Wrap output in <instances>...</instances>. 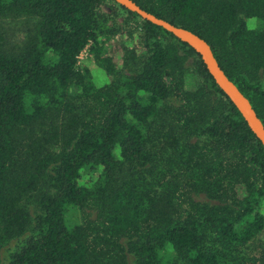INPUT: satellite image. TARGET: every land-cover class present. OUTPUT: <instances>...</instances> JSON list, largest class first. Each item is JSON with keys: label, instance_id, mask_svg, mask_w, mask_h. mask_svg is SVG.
<instances>
[{"label": "trees", "instance_id": "1", "mask_svg": "<svg viewBox=\"0 0 264 264\" xmlns=\"http://www.w3.org/2000/svg\"><path fill=\"white\" fill-rule=\"evenodd\" d=\"M133 1L204 39L264 126V0ZM0 19L26 22L0 33V264H264V145L188 44L114 0Z\"/></svg>", "mask_w": 264, "mask_h": 264}, {"label": "water", "instance_id": "2", "mask_svg": "<svg viewBox=\"0 0 264 264\" xmlns=\"http://www.w3.org/2000/svg\"><path fill=\"white\" fill-rule=\"evenodd\" d=\"M114 1L124 8L137 13L141 18L164 28L180 41L188 44V46H190L200 56L208 73L212 76L215 83L238 109L256 138L264 145V126L261 120L256 115L249 100L239 91L236 85L229 80L220 68L209 44L204 39L183 27L173 25L168 21L145 11L133 0Z\"/></svg>", "mask_w": 264, "mask_h": 264}, {"label": "rangeland", "instance_id": "3", "mask_svg": "<svg viewBox=\"0 0 264 264\" xmlns=\"http://www.w3.org/2000/svg\"><path fill=\"white\" fill-rule=\"evenodd\" d=\"M250 22H251V26H250ZM247 25L249 27H256L258 25V21L255 18H249L247 19ZM25 29H26V22L23 19H18L14 21L11 20L2 21L0 19V33L3 35L2 37L5 38L7 43L8 42L20 43L21 40L23 39ZM123 38L120 37V35H116L109 42L106 43V49L108 53L113 55L116 59H118V61L120 60L122 53L120 49V42L122 41ZM79 64L80 66H85L90 69L91 77L96 85L98 86L103 85L108 81V77L105 74V72L93 62L91 55L87 50H83L79 55ZM189 81L192 82L193 80L190 78L188 79V82ZM84 179L88 180L87 177ZM77 215L79 214L73 212L71 218H73V220L74 219L77 220V218L79 217Z\"/></svg>", "mask_w": 264, "mask_h": 264}, {"label": "clouds", "instance_id": "4", "mask_svg": "<svg viewBox=\"0 0 264 264\" xmlns=\"http://www.w3.org/2000/svg\"><path fill=\"white\" fill-rule=\"evenodd\" d=\"M250 26H251V22H250Z\"/></svg>", "mask_w": 264, "mask_h": 264}]
</instances>
